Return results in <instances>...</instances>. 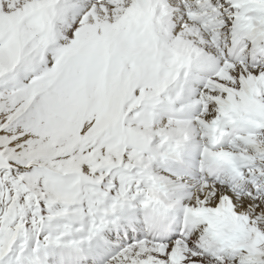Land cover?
<instances>
[{"label":"snow or ice","instance_id":"obj_1","mask_svg":"<svg viewBox=\"0 0 264 264\" xmlns=\"http://www.w3.org/2000/svg\"><path fill=\"white\" fill-rule=\"evenodd\" d=\"M0 264H264V0H0Z\"/></svg>","mask_w":264,"mask_h":264}]
</instances>
